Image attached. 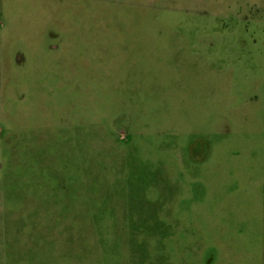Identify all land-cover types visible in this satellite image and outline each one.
<instances>
[{
	"label": "rangeland",
	"instance_id": "1",
	"mask_svg": "<svg viewBox=\"0 0 264 264\" xmlns=\"http://www.w3.org/2000/svg\"><path fill=\"white\" fill-rule=\"evenodd\" d=\"M264 0H0V264H264Z\"/></svg>",
	"mask_w": 264,
	"mask_h": 264
},
{
	"label": "crops",
	"instance_id": "2",
	"mask_svg": "<svg viewBox=\"0 0 264 264\" xmlns=\"http://www.w3.org/2000/svg\"><path fill=\"white\" fill-rule=\"evenodd\" d=\"M263 143H264V136H263ZM262 167L264 169V153H263V158H262ZM264 172V170H263ZM263 181H264V175H263Z\"/></svg>",
	"mask_w": 264,
	"mask_h": 264
}]
</instances>
